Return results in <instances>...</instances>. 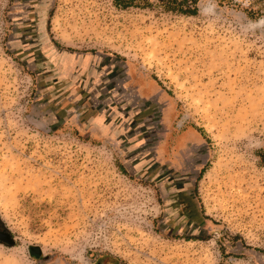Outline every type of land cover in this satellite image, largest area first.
Returning a JSON list of instances; mask_svg holds the SVG:
<instances>
[{"label":"rangeland","instance_id":"374dc122","mask_svg":"<svg viewBox=\"0 0 264 264\" xmlns=\"http://www.w3.org/2000/svg\"><path fill=\"white\" fill-rule=\"evenodd\" d=\"M115 1L0 0V264H264V0Z\"/></svg>","mask_w":264,"mask_h":264},{"label":"trees","instance_id":"16d2710c","mask_svg":"<svg viewBox=\"0 0 264 264\" xmlns=\"http://www.w3.org/2000/svg\"><path fill=\"white\" fill-rule=\"evenodd\" d=\"M200 2V0H160L158 5L168 13L194 17L199 13ZM115 5L117 8L126 10L131 8L151 9L154 4L150 0H116Z\"/></svg>","mask_w":264,"mask_h":264},{"label":"flooded vegetation","instance_id":"af4514ba","mask_svg":"<svg viewBox=\"0 0 264 264\" xmlns=\"http://www.w3.org/2000/svg\"><path fill=\"white\" fill-rule=\"evenodd\" d=\"M11 233L6 229V227L0 221V244L11 245L13 241Z\"/></svg>","mask_w":264,"mask_h":264},{"label":"water","instance_id":"95a60500","mask_svg":"<svg viewBox=\"0 0 264 264\" xmlns=\"http://www.w3.org/2000/svg\"><path fill=\"white\" fill-rule=\"evenodd\" d=\"M14 244H15V242H14V240H13V241L11 242V245L14 246Z\"/></svg>","mask_w":264,"mask_h":264}]
</instances>
